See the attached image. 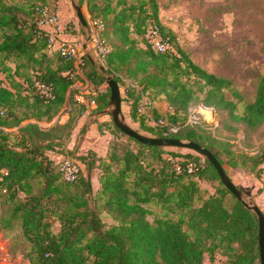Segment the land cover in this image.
Masks as SVG:
<instances>
[{
  "label": "trees",
  "instance_id": "trees-1",
  "mask_svg": "<svg viewBox=\"0 0 264 264\" xmlns=\"http://www.w3.org/2000/svg\"><path fill=\"white\" fill-rule=\"evenodd\" d=\"M86 4L91 20L102 24L99 40L108 47L101 64L118 85L125 83L128 95L135 94L129 112L133 121L155 137L194 141L223 165L264 173V73L254 99L238 113V101L225 95L228 91L237 96L232 81L191 60L174 33L159 22L156 0H86ZM56 13L57 0H0V70L9 75L7 62L18 61L13 76L20 77L11 86L0 84V197L15 203L8 221L10 225L20 221L30 244L29 264H203L207 256L212 264L217 255L226 264H261L255 214L223 186L216 169L199 155L173 154L181 156L177 163L182 166L196 163L192 173L179 174L163 157V147L129 137L135 146L112 147V141L106 157L93 150L72 156L75 151L67 145L76 121L86 112L102 110L109 90L104 74L86 55L75 73L72 57L48 47L49 35L40 25ZM153 24L169 37L173 52H157L147 45L144 35ZM34 80L50 85L52 98L40 96ZM83 80L96 93L89 95L94 107L89 100L74 97L72 86ZM142 94L152 101L162 97L172 107L163 125H147L136 112ZM197 103L222 115L220 120L217 116L218 130H229L233 136L243 131L246 139L258 135L256 151L238 153L229 140L217 141L205 126L188 123V109ZM66 104L65 122L39 124L50 122ZM94 122L87 121L79 135ZM98 128L119 131L111 121L98 122ZM52 153L69 154L81 162L83 170L75 181L62 177ZM92 172H97L96 191ZM209 180L219 184L212 193L200 184ZM106 217L113 223L107 224Z\"/></svg>",
  "mask_w": 264,
  "mask_h": 264
},
{
  "label": "rangeland",
  "instance_id": "rangeland-1",
  "mask_svg": "<svg viewBox=\"0 0 264 264\" xmlns=\"http://www.w3.org/2000/svg\"><path fill=\"white\" fill-rule=\"evenodd\" d=\"M81 1L76 0L79 5H82ZM156 2L159 3L161 10L162 23L174 33L177 44L191 60L208 72L232 81L237 96L231 95L228 91L225 95L229 99L238 101L237 112L241 113L242 105L254 99L258 79L264 73V0H156ZM97 60L96 64L102 65L99 57ZM17 63L19 62H7L11 67L9 75L0 70L1 85L11 86L12 81L20 80V77L13 76ZM119 86L122 112L126 122L139 132L151 135L129 116L130 103L135 94L131 96L127 94L125 83ZM155 101L156 109L165 121L168 118L166 103L160 97H157ZM68 108L69 105L66 104L50 122H39V124L41 126L54 124L59 115L69 111ZM84 115L87 117L89 113L86 112ZM217 116L212 107L197 103L188 109L187 122L205 126L217 141L229 140L238 153L253 154L256 151L260 142L258 135L246 139L243 131L233 136L229 130H218ZM220 116L222 115L219 114V120ZM98 120L111 121L109 116H102ZM113 131L115 130L112 128L110 132L107 131L114 136L111 140L114 142L112 147L119 148L127 144L135 146L127 136L119 131H115L114 134ZM187 153L198 155L193 151L172 147L164 148L162 155L174 158L173 154ZM51 155L60 154L52 153ZM65 157H71V155L55 157L54 160L59 162ZM220 157L226 162L227 156L224 152L220 153ZM224 165L228 176L235 181L234 184L250 196L264 212V173L255 174L246 167L234 168L226 163ZM208 183L213 189L219 187L217 180H209ZM14 206L15 203L9 201L7 197H0V264H29L27 253L30 244L23 236L20 221L12 220L11 225L8 221ZM104 221L107 224L113 223L109 217L104 218ZM205 260L206 264L212 262L208 256Z\"/></svg>",
  "mask_w": 264,
  "mask_h": 264
},
{
  "label": "crops",
  "instance_id": "crops-1",
  "mask_svg": "<svg viewBox=\"0 0 264 264\" xmlns=\"http://www.w3.org/2000/svg\"><path fill=\"white\" fill-rule=\"evenodd\" d=\"M81 7H82V12L88 24L87 28L79 23L76 13L72 8V1L57 0V17L60 20V22L64 24L65 29L61 32H57L55 36L59 41L72 44L74 47H76L78 51L86 55L89 59H91L92 62L96 64L98 60H97V52L95 47H96V41L99 38L98 29L92 27L91 25V18L87 10L86 0H83ZM158 8H159V13H158L159 22L164 25V23H162V14L160 7L158 6ZM164 26L167 27V25ZM40 27L47 33L53 32V26L50 24L43 23L40 25ZM72 87L74 88V90H76V92L74 93L75 99H77L78 97H82L84 99L83 102L85 103H87V101L89 100V95H90L89 92L94 90L92 84L87 80L77 81ZM160 98L164 101L162 97ZM164 103L166 102L164 101ZM166 105L167 104H165V109H166ZM89 106L92 107L90 104ZM154 107L157 108L155 100H154ZM87 117L83 115L82 117L78 118V120L76 121L74 129L70 135V141L67 145V149L72 150L73 152L75 151L72 155L73 157L79 155H85L89 150H93L98 157H106L109 149V143L111 142L112 138H114V136L109 132H107L106 130H103V132L99 131L98 122H103L98 120L101 117L96 118L95 120H97V122L90 124L86 128V131L83 135H79L80 129L87 122L86 120ZM67 118H68V112H65L64 115H59L54 123L61 124L65 122ZM59 156L62 155H57V156L50 155V157L53 159ZM77 161L80 163V169L83 170V165L79 160ZM90 181L93 191H96L98 188L97 172L91 173ZM232 182L235 183L233 179ZM200 184L203 188H206L210 193L214 191L213 187L208 182L202 181L200 182ZM205 259L203 264H206Z\"/></svg>",
  "mask_w": 264,
  "mask_h": 264
},
{
  "label": "built area",
  "instance_id": "built-area-1",
  "mask_svg": "<svg viewBox=\"0 0 264 264\" xmlns=\"http://www.w3.org/2000/svg\"><path fill=\"white\" fill-rule=\"evenodd\" d=\"M43 23L50 24L53 26V32L48 33L49 39H48V47L52 50L58 51L60 55L62 56H68L72 57L74 59L75 64V73L80 72V65L83 63V56L84 54L81 53L74 47L72 44L67 42L59 41L55 34L57 32H61L65 29L64 24L60 22V20L57 17V13L55 15H52L48 19H46ZM42 23V24H43ZM92 27L96 29H100L102 27V24L97 20H91ZM145 40L147 45H149L153 50L157 52H168L174 51V46L172 42L170 41L169 37L164 36L158 25H149L146 32H145ZM96 52L97 57L101 61L104 60V56L108 51V47L99 40V38L96 41ZM33 87L37 91V93L44 97L45 99L52 98V88L50 85H47L45 83H42L39 80H34ZM89 94L91 96H94L96 93L94 90L90 91ZM77 100L79 102H83L84 99L82 97H78ZM89 104L94 107L95 103L94 100L90 99ZM154 107V101H152L150 98H148L145 94H142L137 105H136V112L143 116L145 119V123L150 126L154 125H163L164 120L161 116L156 117L153 111ZM167 112H172V107L166 105ZM173 130H175L173 128ZM167 161L172 162L174 172L176 174H179L183 171L186 173H192L196 169V163L192 161H187L185 166H182L181 164L177 163L178 161H181V158H172L171 156H163ZM59 170L62 174V177L69 182L75 181L79 175L80 172V163L72 158V157H65L61 161H59ZM212 264H226L223 257L220 255H217L213 261Z\"/></svg>",
  "mask_w": 264,
  "mask_h": 264
},
{
  "label": "water",
  "instance_id": "water-1",
  "mask_svg": "<svg viewBox=\"0 0 264 264\" xmlns=\"http://www.w3.org/2000/svg\"><path fill=\"white\" fill-rule=\"evenodd\" d=\"M71 1L72 7L76 13L79 23L87 28L88 24L82 12L81 5H79L76 0ZM98 70L104 74V82L109 90V101L102 110L90 114L86 120L89 121L90 119H96L102 116H109L113 125L122 134L136 140L141 144L158 146L163 148L172 147L186 149L195 152L204 160L209 162L216 169L219 179L223 186L228 189V191H230V193H232L243 204L245 208L255 214L258 226V246L260 263L264 264V213L250 196L246 195L231 181L225 171V165L221 164L208 149L194 141L182 138L155 137L151 135H146L131 127L126 122L125 116L122 112V96L118 83L114 80L112 75L106 73V69L103 65H98Z\"/></svg>",
  "mask_w": 264,
  "mask_h": 264
}]
</instances>
